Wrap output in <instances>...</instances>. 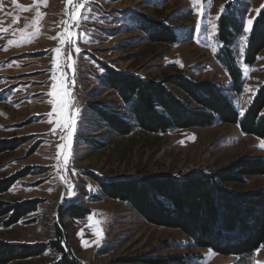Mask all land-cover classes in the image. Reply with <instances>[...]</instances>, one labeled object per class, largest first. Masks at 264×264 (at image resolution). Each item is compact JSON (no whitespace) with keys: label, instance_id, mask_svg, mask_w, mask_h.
I'll list each match as a JSON object with an SVG mask.
<instances>
[{"label":"rangeland","instance_id":"obj_1","mask_svg":"<svg viewBox=\"0 0 264 264\" xmlns=\"http://www.w3.org/2000/svg\"><path fill=\"white\" fill-rule=\"evenodd\" d=\"M229 3H239L244 28L264 7V0H211V4L200 0L196 6L192 0H86L82 12L87 19L72 28L68 47L59 39H50L65 30L64 21L69 20L64 12L66 0L40 5L45 15L39 22L40 34L31 43L24 42L22 34L25 29L34 31L36 0H16L15 4L0 0V29H6L0 30V140L22 141L14 150L0 154V180L15 178L0 200L39 201L35 211L14 224L7 225V217H0V240L48 244L56 240L60 227L83 264H264V243L258 252L217 253L195 245L179 229L142 219L127 203L100 192L99 180L188 176L200 170L217 172L242 158H264V138L244 133L238 123L217 121L206 127L158 133L136 129L118 135L105 127L95 109L122 113L117 108L123 106L118 95L100 83L107 68H113L148 80L183 75L196 82L213 81L229 96L241 119L264 86V51L256 62L246 64L251 30L243 29L233 40L231 48L242 72L237 86L218 37L217 17ZM143 15L169 26L176 41H151ZM243 36H247L246 44ZM9 40L19 41V46L8 45ZM58 47L57 76H62L74 102L72 110L78 113L67 162L62 147L67 143L63 139L67 129L56 124L55 113L48 115L52 106L47 93L57 55L51 50ZM245 67L251 70L246 73ZM226 187L240 193L261 191L264 175H248L243 182H230ZM70 202L91 212L76 221L65 219L61 225L60 209ZM89 216L100 222L103 235L98 246L94 230L88 227ZM59 260L60 255L48 249L9 264Z\"/></svg>","mask_w":264,"mask_h":264},{"label":"trees","instance_id":"obj_2","mask_svg":"<svg viewBox=\"0 0 264 264\" xmlns=\"http://www.w3.org/2000/svg\"><path fill=\"white\" fill-rule=\"evenodd\" d=\"M225 9L218 20V37L231 76L239 86L242 72L231 44L243 32L242 13L239 3H229ZM144 20L151 41H176V34L169 26L146 16ZM248 37L245 62L253 64L264 51V7L255 18ZM100 83L115 91L123 105L117 107L123 109L122 113L95 108L111 133L127 135L136 129L158 133L206 127L218 121L238 123L244 133L264 138V86L240 119L229 96L213 81L196 82L183 75L148 80L134 73L107 68ZM21 142L18 138L0 140V154L14 150ZM248 175H264V158H242L217 172L200 170L188 176L117 178L99 180V184L105 197L127 203L142 219L179 229L199 247L213 248L221 254L241 255L264 243V190L240 193L226 187L230 182H243ZM14 181V177L0 180V194L8 191ZM38 203L36 200H0V217H7V225L14 224L35 211ZM90 212L70 202L60 209L59 219L62 225L65 219L76 221L86 218ZM57 230L56 240L48 244L0 240V264L35 257L48 249L60 255V260L54 264H83L75 256L66 234L60 227Z\"/></svg>","mask_w":264,"mask_h":264},{"label":"snow or ice","instance_id":"obj_3","mask_svg":"<svg viewBox=\"0 0 264 264\" xmlns=\"http://www.w3.org/2000/svg\"><path fill=\"white\" fill-rule=\"evenodd\" d=\"M12 2L15 4L16 0H12ZM200 3V0H192L193 6H196L197 4ZM208 3L211 4V0H208ZM43 4L44 6L47 5V0H36V12H35V17L32 23V27L34 28V31L31 33H28L27 30L25 29L23 34H22V40L27 43H31L39 34H40V20L42 19V16L45 15V13L40 11V5ZM86 7V0H66V7L64 9L65 15L69 17V20L64 21L66 27L65 30L62 34H60L57 37H50V39H59V43L61 45H64L67 43L68 47H71L72 44V36L74 33L72 32V28L75 26L79 25V22L81 19H87L86 16H83L82 10ZM24 11H28L29 9L24 8L22 9ZM226 11V9L221 7V12ZM259 11V10H257ZM19 18H16L18 21ZM219 19V16L217 17ZM253 21L252 19H248L246 21L247 27L244 28L245 32H250L251 30V25ZM199 27V25H197ZM216 28V25L213 24V29ZM6 31V29H0ZM242 40L246 44L247 42V36H243ZM19 41L15 40H9L8 45L12 46H19ZM7 50V49H5ZM51 51L55 52L57 55L53 57L52 65H53V75H52V86L51 90L47 93L51 99L48 101V103L52 106V112L48 113L49 116H52L53 113H55L58 117L56 120L57 125L63 124V126L67 129V135L63 137L67 143L63 145L66 149L64 152V159L65 162H67L69 158V151L68 149L71 148V142H72V136L73 132L75 129V124H76V116L77 112L73 111L72 109L74 108V102L71 96V93L67 90L62 76L58 77L57 72H58V59L61 54V48H55L52 49ZM76 52H79L80 49L76 48ZM69 66H71L69 64ZM251 69L245 67V72L247 73ZM50 123L52 122L51 120L49 121ZM261 147H264V143L261 144ZM73 193L69 192V195H72ZM88 220L90 221L88 227L92 228L94 230V234L97 236V240L95 243H97V246L99 245V240L102 238V230L99 229V221L93 220L92 216L88 217ZM79 235L83 236V231L79 233ZM82 243L87 247L88 242L87 241H82ZM211 251V250H210ZM259 249H257V252ZM255 253H253V256ZM254 264H261L259 261H255Z\"/></svg>","mask_w":264,"mask_h":264}]
</instances>
